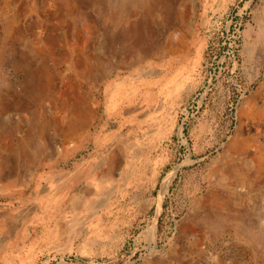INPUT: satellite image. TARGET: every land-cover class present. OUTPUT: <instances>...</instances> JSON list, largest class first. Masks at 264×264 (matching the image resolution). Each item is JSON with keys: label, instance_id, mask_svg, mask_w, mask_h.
Returning a JSON list of instances; mask_svg holds the SVG:
<instances>
[{"label": "rangeland", "instance_id": "374dc122", "mask_svg": "<svg viewBox=\"0 0 264 264\" xmlns=\"http://www.w3.org/2000/svg\"><path fill=\"white\" fill-rule=\"evenodd\" d=\"M0 241L264 264V0H0Z\"/></svg>", "mask_w": 264, "mask_h": 264}, {"label": "bare ground", "instance_id": "6f19581e", "mask_svg": "<svg viewBox=\"0 0 264 264\" xmlns=\"http://www.w3.org/2000/svg\"><path fill=\"white\" fill-rule=\"evenodd\" d=\"M259 37V36H258ZM257 37V38H258ZM116 93V92H115ZM78 121L80 120V118L79 119H77ZM78 121H77V123H78ZM79 124V123H78ZM82 124H83V122H82ZM72 125V124H71ZM75 127V126H74ZM77 127V126H76ZM82 127H83V125H82ZM80 128H81V126H80ZM72 129V128H71ZM82 130V129H81ZM114 138V137H113ZM118 138V137H117ZM119 142V141H118ZM118 151V150H117ZM119 153V152H118ZM114 154V153H113ZM114 155H116V154H114ZM114 155L112 156V167L114 168L115 166H117V165H115V163L116 162H114ZM117 156V155H116ZM118 157V156H117ZM122 158V157H121ZM119 160V159H118ZM117 160V161H118ZM109 163V162H108ZM117 168V167H116ZM229 170V169H228ZM227 170V171H228ZM215 173V172H214ZM223 173V172H222ZM226 174H227V172H226ZM230 174H232V173H230ZM230 174H228V175H230ZM237 175V174H236ZM172 177H173V175L170 177V180L172 179ZM229 177V176H228ZM233 177H235L234 175H233ZM215 179V178H214ZM235 179V178H234ZM170 180H169V182L166 184V186L163 188V190H162V194H161V197H163L164 196V194H165V192H166V189H167V187H168V184L170 183ZM224 182H225V180H224ZM233 182H235V181H233ZM232 183V182H231ZM98 186V185H97ZM226 186H227V184H226ZM233 188V187H232ZM99 190V189H98ZM215 198V197H214ZM80 199V198H79ZM75 200V199H74ZM74 202V204H78L79 205V200H75V201H73ZM88 202V201H87ZM96 205V204H95ZM80 206V205H79ZM88 206V205H87ZM91 206V205H90ZM82 207V206H81ZM202 208V207H201ZM85 210V209H84ZM203 211V210H202ZM154 226V225H153ZM1 242V241H0Z\"/></svg>", "mask_w": 264, "mask_h": 264}]
</instances>
